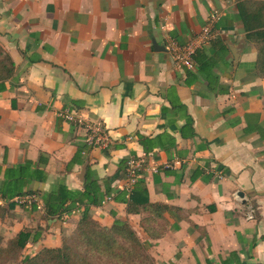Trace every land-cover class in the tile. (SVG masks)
<instances>
[{
    "label": "crops",
    "instance_id": "obj_1",
    "mask_svg": "<svg viewBox=\"0 0 264 264\" xmlns=\"http://www.w3.org/2000/svg\"><path fill=\"white\" fill-rule=\"evenodd\" d=\"M246 34L236 0H0V44L15 63L0 90V187L8 168L46 173L9 181L37 204L27 217L15 196L0 220L6 232L36 227L34 254L59 246L87 209L103 225L128 221L156 264H264V76ZM174 46L204 48L210 64L180 65ZM65 111L108 140L86 142ZM42 154L48 162L37 165ZM131 156L144 185L129 193L122 161ZM88 167L103 200L44 218L43 194L83 191ZM136 188L158 204L155 220L128 211Z\"/></svg>",
    "mask_w": 264,
    "mask_h": 264
},
{
    "label": "trees",
    "instance_id": "obj_2",
    "mask_svg": "<svg viewBox=\"0 0 264 264\" xmlns=\"http://www.w3.org/2000/svg\"><path fill=\"white\" fill-rule=\"evenodd\" d=\"M236 4L238 17L243 23L247 37L257 42L256 67L258 73L264 76V0H236ZM1 55L4 56L0 58V90L5 88V82L15 72V63L2 45H0ZM191 56L200 73L204 71L205 66L210 64V57L204 48L195 49ZM145 139L147 137L140 136L142 143H145ZM84 148L85 144L79 145L78 154ZM47 162L48 157L42 154L36 164L41 165ZM122 162H124L125 170L127 160ZM33 164L34 162L28 161L26 165H20V168ZM35 174H38L39 179L46 178L45 170L40 168H35L29 174L22 171L17 177L13 176L11 168L5 170V181L0 187V197L9 201V207L0 205V217L14 205L12 199L15 196L26 193L19 190L20 187L17 184H8L9 181L13 178L14 180L23 179L26 175L32 178ZM94 177L88 167L83 191L71 190L60 184L43 194L44 218H60L64 214L71 213L76 209L78 203L84 201L90 204H99L103 200L104 194L100 193L98 180ZM136 183L143 187V178H139ZM141 189L145 188H136L131 194L132 198L127 200L128 211L150 210L154 216L148 220H155L159 215L158 204L150 202L147 197L140 201L135 193H143ZM133 204L140 205V208H134ZM35 208L36 206H34ZM146 229L149 228L146 227ZM159 234L160 232L153 235L155 237ZM37 237L36 234L34 239ZM30 240L32 241V231L27 228L21 229L6 242L0 233V264H12L11 261L14 260L16 262L13 264H156L149 252L150 243L142 241L128 221L116 218L112 225H103L92 218L87 209L82 212L72 234L64 235L59 246H43L36 253L23 256L22 252Z\"/></svg>",
    "mask_w": 264,
    "mask_h": 264
},
{
    "label": "built area",
    "instance_id": "obj_3",
    "mask_svg": "<svg viewBox=\"0 0 264 264\" xmlns=\"http://www.w3.org/2000/svg\"><path fill=\"white\" fill-rule=\"evenodd\" d=\"M204 33H205V37L207 38V36H209L210 34L209 27L205 28ZM174 50H175L174 57L180 65H184V66L194 65L191 56L193 51H188V50L183 51L178 46H174ZM62 115L68 121L75 123L85 129L87 133L86 142H88L89 144L99 143L108 140V137L106 136V133L101 126L88 122L81 115H78L73 111H65L62 113ZM141 170H142V160L135 156L129 157L126 163L127 191L129 193L131 192L133 185L139 178ZM15 201L18 202L19 204H24L29 209H32V207L37 204V198L32 194L20 195L15 198ZM255 212H256V208L253 206V204H249L247 208V218L249 219L253 218Z\"/></svg>",
    "mask_w": 264,
    "mask_h": 264
},
{
    "label": "rangeland",
    "instance_id": "obj_4",
    "mask_svg": "<svg viewBox=\"0 0 264 264\" xmlns=\"http://www.w3.org/2000/svg\"><path fill=\"white\" fill-rule=\"evenodd\" d=\"M1 45V44H0ZM3 56L4 55H1L0 56V58H3ZM22 207H23V209H21V213L20 214H25L27 217H29V215L31 214V210L28 208V207H26L25 205L23 206L22 204H20ZM12 214V213H11ZM8 215H10V213L8 214ZM7 215L4 213V215L2 216V217H0V220L1 219H4L5 217H6ZM4 221V220H3ZM24 227V229L25 228H27V229H30L31 231L32 230H34L36 227H29V226H23ZM6 229L7 228H5V226H4V223H0V233L2 234V236H3V238H4V242H6L8 239H10L11 237H13L15 234H12V235H10V233H8V232H6ZM20 229V228H19ZM16 230V228L15 229H13V232ZM7 231H8V229H7ZM12 231V230H11ZM73 232V231H72ZM72 232L71 233H69L68 235H66V236H69V235H71L72 234ZM62 243V242H61ZM60 243V244H61ZM34 249H32V241L30 240L28 243H27V245H26V247L24 248V250H23V252H22V254H23V256H25V255H32V251H33ZM16 261L14 260V261H11V263L13 264V263H15Z\"/></svg>",
    "mask_w": 264,
    "mask_h": 264
},
{
    "label": "water",
    "instance_id": "obj_5",
    "mask_svg": "<svg viewBox=\"0 0 264 264\" xmlns=\"http://www.w3.org/2000/svg\"><path fill=\"white\" fill-rule=\"evenodd\" d=\"M154 45H156V42L154 41Z\"/></svg>",
    "mask_w": 264,
    "mask_h": 264
}]
</instances>
